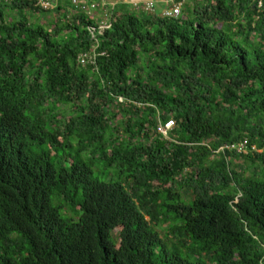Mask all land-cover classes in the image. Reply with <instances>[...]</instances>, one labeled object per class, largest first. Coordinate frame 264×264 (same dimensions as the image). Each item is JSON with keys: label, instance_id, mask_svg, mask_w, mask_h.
<instances>
[{"label": "trees", "instance_id": "1", "mask_svg": "<svg viewBox=\"0 0 264 264\" xmlns=\"http://www.w3.org/2000/svg\"><path fill=\"white\" fill-rule=\"evenodd\" d=\"M178 1L0 0V264H264V0Z\"/></svg>", "mask_w": 264, "mask_h": 264}, {"label": "built area", "instance_id": "2", "mask_svg": "<svg viewBox=\"0 0 264 264\" xmlns=\"http://www.w3.org/2000/svg\"><path fill=\"white\" fill-rule=\"evenodd\" d=\"M35 6L45 9L53 10L58 5L60 0H32ZM142 1V2H141ZM72 9L75 12L92 15L99 11L98 16V28L103 30L111 27L112 19L111 15L115 11V4L111 3V0H70ZM158 6L161 8L158 10ZM184 6V1L178 0H137L133 2L132 9L142 10L151 15H161L162 17L177 18L181 16ZM102 14V15H101ZM97 51L96 47L92 50L81 53L78 57L79 63L82 65L95 64ZM175 122L173 119H169L165 123H160L158 131L165 137H168L169 132L173 129ZM235 150L238 153H248L252 150H257L255 146H250L248 140L244 139L241 142L225 145L221 149Z\"/></svg>", "mask_w": 264, "mask_h": 264}, {"label": "rangeland", "instance_id": "3", "mask_svg": "<svg viewBox=\"0 0 264 264\" xmlns=\"http://www.w3.org/2000/svg\"><path fill=\"white\" fill-rule=\"evenodd\" d=\"M65 2V7H66V13L67 15H71L72 13H75V11L72 9L71 5H70V0H64ZM69 3V4H68ZM161 8L158 6V10H160ZM99 14V11H97L95 13V16L97 17ZM59 12L58 10L55 8L53 9L51 12L45 13V14H33L30 16V19L32 21H41L42 23H44L45 25L49 26L51 24L52 21H54V17H58ZM105 162L104 161H100L98 162L97 165V169H95V175L99 176L100 178H106V170L105 168ZM184 197L186 199H189V196L186 195L185 193H183ZM64 211L67 215L69 216H73V217H77L75 213H73L69 207L65 206ZM148 218V217H147ZM162 235H164V231H162Z\"/></svg>", "mask_w": 264, "mask_h": 264}, {"label": "crops", "instance_id": "4", "mask_svg": "<svg viewBox=\"0 0 264 264\" xmlns=\"http://www.w3.org/2000/svg\"><path fill=\"white\" fill-rule=\"evenodd\" d=\"M134 1H137V0H111V3L115 4V6H118L124 3V4H127L129 8L132 9V5Z\"/></svg>", "mask_w": 264, "mask_h": 264}, {"label": "bare ground", "instance_id": "5", "mask_svg": "<svg viewBox=\"0 0 264 264\" xmlns=\"http://www.w3.org/2000/svg\"><path fill=\"white\" fill-rule=\"evenodd\" d=\"M71 3V2H70ZM102 15V14H101Z\"/></svg>", "mask_w": 264, "mask_h": 264}]
</instances>
